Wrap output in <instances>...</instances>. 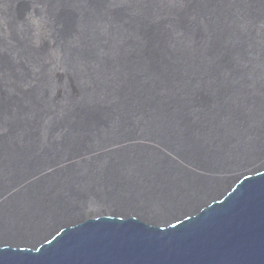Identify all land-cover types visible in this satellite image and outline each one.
<instances>
[{
  "label": "bare ground",
  "instance_id": "bare-ground-1",
  "mask_svg": "<svg viewBox=\"0 0 264 264\" xmlns=\"http://www.w3.org/2000/svg\"><path fill=\"white\" fill-rule=\"evenodd\" d=\"M263 172L264 0H0V249L172 229Z\"/></svg>",
  "mask_w": 264,
  "mask_h": 264
},
{
  "label": "water",
  "instance_id": "water-1",
  "mask_svg": "<svg viewBox=\"0 0 264 264\" xmlns=\"http://www.w3.org/2000/svg\"><path fill=\"white\" fill-rule=\"evenodd\" d=\"M0 264H264V172L234 180L221 203L182 226L90 219L39 252L0 249Z\"/></svg>",
  "mask_w": 264,
  "mask_h": 264
}]
</instances>
